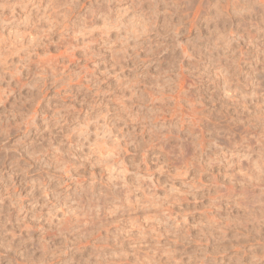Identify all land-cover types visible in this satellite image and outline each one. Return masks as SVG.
I'll return each instance as SVG.
<instances>
[{
  "label": "rangeland",
  "instance_id": "rangeland-1",
  "mask_svg": "<svg viewBox=\"0 0 264 264\" xmlns=\"http://www.w3.org/2000/svg\"><path fill=\"white\" fill-rule=\"evenodd\" d=\"M0 264H264V0H0Z\"/></svg>",
  "mask_w": 264,
  "mask_h": 264
}]
</instances>
